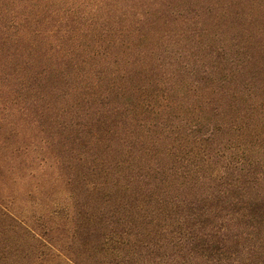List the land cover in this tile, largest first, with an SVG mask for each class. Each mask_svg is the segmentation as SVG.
<instances>
[{
    "label": "trees",
    "instance_id": "trees-1",
    "mask_svg": "<svg viewBox=\"0 0 264 264\" xmlns=\"http://www.w3.org/2000/svg\"><path fill=\"white\" fill-rule=\"evenodd\" d=\"M0 264H264V0H0Z\"/></svg>",
    "mask_w": 264,
    "mask_h": 264
},
{
    "label": "rangeland",
    "instance_id": "rangeland-1",
    "mask_svg": "<svg viewBox=\"0 0 264 264\" xmlns=\"http://www.w3.org/2000/svg\"><path fill=\"white\" fill-rule=\"evenodd\" d=\"M17 188H19V187H17ZM20 192V191H19ZM20 202L22 203V199H20ZM30 207V206H29Z\"/></svg>",
    "mask_w": 264,
    "mask_h": 264
}]
</instances>
